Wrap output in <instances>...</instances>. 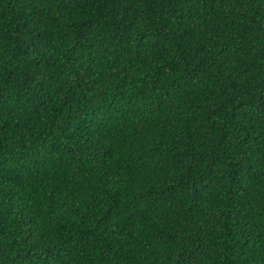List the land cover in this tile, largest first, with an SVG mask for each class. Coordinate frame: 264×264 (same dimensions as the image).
<instances>
[{"label": "trees", "instance_id": "trees-1", "mask_svg": "<svg viewBox=\"0 0 264 264\" xmlns=\"http://www.w3.org/2000/svg\"><path fill=\"white\" fill-rule=\"evenodd\" d=\"M0 264H264V0H0Z\"/></svg>", "mask_w": 264, "mask_h": 264}]
</instances>
